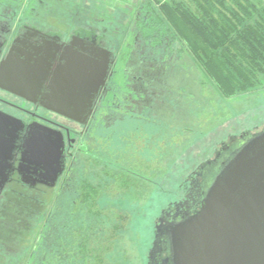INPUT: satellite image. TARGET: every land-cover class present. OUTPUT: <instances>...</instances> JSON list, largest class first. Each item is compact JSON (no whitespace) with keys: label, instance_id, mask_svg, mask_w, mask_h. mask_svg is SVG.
Returning a JSON list of instances; mask_svg holds the SVG:
<instances>
[{"label":"trees","instance_id":"1","mask_svg":"<svg viewBox=\"0 0 264 264\" xmlns=\"http://www.w3.org/2000/svg\"><path fill=\"white\" fill-rule=\"evenodd\" d=\"M121 3L126 9H118ZM0 6L26 12L32 7L50 8L56 13V23L77 30L88 25L99 38L106 34L112 49L122 48L118 57L121 67L129 65V74L121 71L109 94L108 122H120L129 113L134 122L142 119L141 125L131 124L121 135L113 130L105 136L97 135L100 126L96 125L95 146L100 154H108L101 162L96 153L93 156L98 161L94 157L88 160L97 180L76 181L72 192L67 191L72 173L69 165L54 201L44 202L41 210L29 208L25 229H20L26 237L9 244L8 251L0 245V253H8L3 256L10 264H129L128 257L118 250L119 238L131 222L119 197L128 192L130 185L136 189L141 186L124 176L129 173L124 167L138 164L136 168L152 171L146 160L161 158L165 151L175 153V158L184 148L183 144L178 148L177 138L158 128L154 134L143 133L144 128H153L151 104L170 97L165 89L157 93L158 88L163 80L175 76L180 65H189L196 70L207 96L213 90L220 101L241 102L264 95V0H0ZM117 9L123 13L121 18ZM135 112L138 117L133 115ZM155 134V156L134 154L145 146L140 137L152 138ZM233 139L222 145L218 158L197 167L204 169L206 180L214 177L219 161L229 158L238 146H232ZM193 172L187 173V178ZM183 174L179 173L174 182H179L178 191L184 193L188 181L181 178ZM107 198L116 200L115 207L100 202Z\"/></svg>","mask_w":264,"mask_h":264},{"label":"flooded vegetation","instance_id":"2","mask_svg":"<svg viewBox=\"0 0 264 264\" xmlns=\"http://www.w3.org/2000/svg\"><path fill=\"white\" fill-rule=\"evenodd\" d=\"M50 11L42 6L32 7L28 12L0 6V113L23 125L7 162L5 178L0 179V245L5 246L6 251L9 244L22 242L26 237V232L20 230L25 229L26 216L34 209H43L44 202L54 201V194L65 180L67 167L77 152L91 141L96 123L101 121L105 125L108 122V97L115 79L121 71L129 74L119 66L122 48L112 49L106 34L99 38L88 25H81L77 30L68 24L56 23V13ZM101 51L110 52L105 84L91 95V106L83 98L71 103L69 89L61 78L73 72L62 68L69 67L71 57L92 58V54ZM11 90H20L24 96ZM56 99L61 107L66 104L72 110L71 104H74L83 109L79 122L50 110L51 106L56 110ZM33 131L51 139L56 133L62 135L64 170L52 187L43 178V170L23 156L24 141ZM243 139V135L234 138L232 146L239 145ZM219 156L220 153L216 155ZM193 173L187 178L183 197L161 210L162 227L180 221L186 212L192 215L199 210L210 181L206 180L203 168ZM6 254L0 253V264H7L3 256ZM168 255V239H158L150 264H162Z\"/></svg>","mask_w":264,"mask_h":264},{"label":"water","instance_id":"3","mask_svg":"<svg viewBox=\"0 0 264 264\" xmlns=\"http://www.w3.org/2000/svg\"><path fill=\"white\" fill-rule=\"evenodd\" d=\"M92 55L84 59L71 57L69 67L62 68L73 72L61 78L69 89L71 103L83 98L91 106V95L105 84L110 52ZM11 91L24 96L20 90ZM71 105L72 110L66 104L61 107L56 99V110L53 106L48 108L79 122L83 109ZM22 127L19 120L0 113L2 181ZM245 136L229 158L219 161L198 211L192 215L186 212L180 221L163 227L162 217L158 219L149 251L151 263L157 240L166 237L169 255L162 264H264V129ZM23 147V156L32 159L43 170V178L54 186L64 170L62 135L56 133L51 139L33 131Z\"/></svg>","mask_w":264,"mask_h":264},{"label":"rangeland","instance_id":"4","mask_svg":"<svg viewBox=\"0 0 264 264\" xmlns=\"http://www.w3.org/2000/svg\"><path fill=\"white\" fill-rule=\"evenodd\" d=\"M118 9H126L125 3L119 4ZM119 12L120 17L118 15L117 17L121 18L123 13ZM137 48L139 49L138 44L134 49L137 51ZM119 66L122 70L121 63ZM127 68L129 69V65H126ZM131 76L134 75L131 74ZM164 89L169 91L170 97L167 96L166 100L151 104L149 113L153 116L150 121L153 128L151 127L149 131V126L146 125L148 129L144 128L143 133L145 131L154 134L158 128L177 138L178 148L181 144L184 145V148L180 149L175 158H172L175 153L168 154L165 151L162 152V159L146 160L148 163L150 162L151 168L149 169L152 171L136 168L138 164L135 167L132 165L124 167L125 171H129V173L125 172L124 176L132 183L139 182L141 186L136 189L134 185H130L128 192L119 197L123 210L130 213L131 222H129L128 229L125 230V235L119 238L118 250L128 257L129 264H150L149 251L153 246L155 228L161 217V210L184 195L183 192L178 191L179 182H174L179 173H184L182 177L180 176L181 178H187V173L193 172L195 169L198 170L197 167L201 163L206 160H214L223 144L229 143L233 138L239 139L246 133L253 135L264 129V102L262 104L264 95L241 102L220 101L212 92L213 90H209L211 94L207 96V90L200 87L196 70L189 65L184 68L180 65L175 76L163 80L157 93H162ZM124 107L129 108V106ZM133 115L138 117L139 113L135 112ZM135 122L141 125L142 119ZM135 122L129 113L120 122L115 120L111 125L109 122L105 125L97 122L96 125L100 126V129L98 128L96 132L97 135L105 136L110 133V130H113L118 131V134L121 135L122 132L124 133L126 129L130 128L131 124L135 125ZM151 136L152 138L150 135L140 137L145 146L141 149L136 147L133 150L135 152L137 149L134 154L140 156L144 152V155L151 157L155 153L158 137L157 134ZM96 141L92 137L91 141H88V144L77 152V157L71 161L70 189H66L67 191L72 192L76 181L87 179L94 183L97 180L95 169L89 166L88 160L93 159V155L96 153V155L99 154L101 162L106 159L108 154L107 151L100 154L99 148L95 146ZM145 149L147 150L145 151ZM94 159L96 160L95 157ZM86 163L87 166H85ZM86 167H90L89 171L85 170ZM115 201L112 198H107L100 202L104 206L115 207L113 205ZM122 208L116 206L115 209L120 211ZM139 209L140 211H138ZM7 264L10 263L7 262Z\"/></svg>","mask_w":264,"mask_h":264}]
</instances>
